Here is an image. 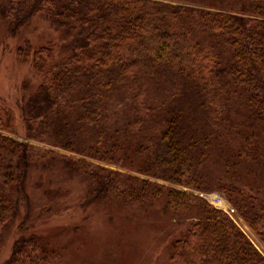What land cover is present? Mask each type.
Masks as SVG:
<instances>
[{
	"label": "trees",
	"instance_id": "obj_1",
	"mask_svg": "<svg viewBox=\"0 0 264 264\" xmlns=\"http://www.w3.org/2000/svg\"><path fill=\"white\" fill-rule=\"evenodd\" d=\"M0 15L11 35L37 16L73 34L65 52L17 51L38 81L26 139L44 146L0 133V254L18 226L3 264H66L29 232L35 172L82 180L83 210L166 216L171 264H264L201 196L220 193L264 246V0H0ZM15 121L0 99V131Z\"/></svg>",
	"mask_w": 264,
	"mask_h": 264
},
{
	"label": "rangeland",
	"instance_id": "obj_2",
	"mask_svg": "<svg viewBox=\"0 0 264 264\" xmlns=\"http://www.w3.org/2000/svg\"><path fill=\"white\" fill-rule=\"evenodd\" d=\"M26 40L33 44L57 43L61 51L65 52L72 43L73 34L58 29L45 18L37 16L18 35H11L10 23L0 15V99L2 104L13 109L16 115L14 132L0 133L44 146L26 139L22 118V105L38 86L30 65L17 57L18 49ZM58 152L78 157L63 150ZM42 176L35 172L30 180L31 203L23 210L30 224L35 223L29 232L36 233L45 244L60 251L63 263L171 264L169 247L163 240V230L168 220L166 216L153 213L143 217L139 212V217L135 218L138 221L128 223L125 221L127 207L119 206V212L112 211L114 218L97 206H89L87 210H83L80 207L85 190L82 180L65 178L62 174L52 172L43 176H47L46 179ZM36 182H44L46 185L41 188L40 185H35ZM209 195L220 196L231 207L220 193ZM209 195H206L205 199L214 207L231 213L237 224L264 255V246L236 211L232 212L229 207L223 209L214 204L209 200ZM17 228L18 226L9 231L3 239L0 264L10 256Z\"/></svg>",
	"mask_w": 264,
	"mask_h": 264
},
{
	"label": "bare ground",
	"instance_id": "obj_3",
	"mask_svg": "<svg viewBox=\"0 0 264 264\" xmlns=\"http://www.w3.org/2000/svg\"><path fill=\"white\" fill-rule=\"evenodd\" d=\"M208 198L211 202L222 207L223 209H227L229 207L228 204L218 195H209Z\"/></svg>",
	"mask_w": 264,
	"mask_h": 264
},
{
	"label": "built area",
	"instance_id": "obj_4",
	"mask_svg": "<svg viewBox=\"0 0 264 264\" xmlns=\"http://www.w3.org/2000/svg\"><path fill=\"white\" fill-rule=\"evenodd\" d=\"M230 211L234 212V209L231 208ZM230 214H231V213H230Z\"/></svg>",
	"mask_w": 264,
	"mask_h": 264
}]
</instances>
